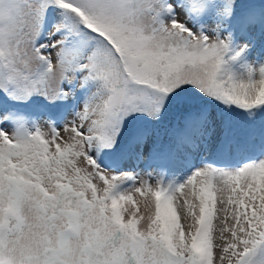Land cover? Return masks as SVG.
<instances>
[{
    "label": "snow or ice",
    "instance_id": "snow-or-ice-1",
    "mask_svg": "<svg viewBox=\"0 0 264 264\" xmlns=\"http://www.w3.org/2000/svg\"><path fill=\"white\" fill-rule=\"evenodd\" d=\"M257 25L242 0H0V264H264V148L225 162L255 138L227 113L264 109Z\"/></svg>",
    "mask_w": 264,
    "mask_h": 264
},
{
    "label": "rangeland",
    "instance_id": "rangeland-1",
    "mask_svg": "<svg viewBox=\"0 0 264 264\" xmlns=\"http://www.w3.org/2000/svg\"><path fill=\"white\" fill-rule=\"evenodd\" d=\"M242 2L248 7L250 11L253 12L259 18H262L264 15V0H242ZM257 33L259 32V26H256ZM259 36V33H258ZM261 37V38H260ZM258 37L255 47H253L248 56L249 61H256L259 63H264V38L262 36ZM83 99V94L77 97L75 103H80ZM53 115H58L61 111L60 107L52 109ZM227 115L231 116L234 121H237L238 127L241 128L245 134L248 132H253L255 138L248 142L244 148L237 154H234L231 158L225 161L228 165L232 167H239L242 163L246 162L249 159L256 158L261 154V149L264 148V144L261 142L260 138V129L264 127V113L263 109L260 110L257 115L253 118V122L250 124L243 118V113L239 110H233ZM67 119H71L69 112H65ZM112 161L110 159H105L102 162V167L111 166ZM174 176L166 175L165 180L171 179H183L187 173V169L181 166H177L174 170Z\"/></svg>",
    "mask_w": 264,
    "mask_h": 264
}]
</instances>
